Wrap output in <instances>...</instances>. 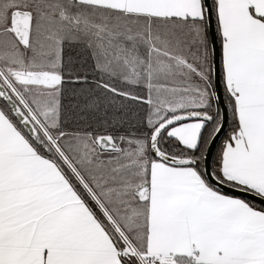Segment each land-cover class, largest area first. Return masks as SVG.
<instances>
[{
  "label": "snow or ice",
  "instance_id": "obj_1",
  "mask_svg": "<svg viewBox=\"0 0 264 264\" xmlns=\"http://www.w3.org/2000/svg\"><path fill=\"white\" fill-rule=\"evenodd\" d=\"M0 264H264V0H0Z\"/></svg>",
  "mask_w": 264,
  "mask_h": 264
}]
</instances>
